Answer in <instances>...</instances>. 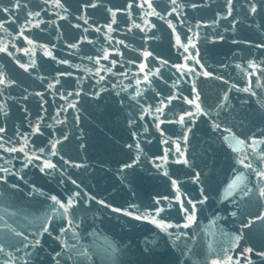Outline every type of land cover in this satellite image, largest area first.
<instances>
[{
  "label": "water",
  "instance_id": "obj_1",
  "mask_svg": "<svg viewBox=\"0 0 264 264\" xmlns=\"http://www.w3.org/2000/svg\"><path fill=\"white\" fill-rule=\"evenodd\" d=\"M0 25V264H264V0H0Z\"/></svg>",
  "mask_w": 264,
  "mask_h": 264
},
{
  "label": "snow or ice",
  "instance_id": "obj_2",
  "mask_svg": "<svg viewBox=\"0 0 264 264\" xmlns=\"http://www.w3.org/2000/svg\"><path fill=\"white\" fill-rule=\"evenodd\" d=\"M146 2H147V0H146ZM172 2L175 4L176 0H172ZM58 6H60V5H58ZM93 6H95V5H93ZM141 6H143V5H141ZM149 7H151L150 4H149ZM250 10H251L252 13H256V12H257V8H256L255 4L252 5V7H251ZM5 11H7V10L5 9ZM169 26L171 27V24H170ZM0 27H3V25H0ZM109 30L111 31V29H109ZM177 40H178V43H179V38H177ZM28 43L31 44L32 41H31V40H28ZM0 51H6V48H0ZM185 51H187V47H185ZM145 55H149V54L146 53ZM106 58H107V57H105V59H106ZM197 62H198V61H197ZM21 67H24V70H25V71L28 70V68H27L26 66H24V65H21ZM249 67H253V65L250 64ZM203 75L207 76L208 73H203ZM8 83H10V82L6 81V80L3 78V73H0V84H4V85L7 86ZM245 90L247 91V89H245ZM196 99H197V100L199 99V96H198V95H197V98H196ZM188 102H189L190 104L195 103V101H193V100H189ZM195 107H196L197 111H200V105H199L198 103H195ZM183 120H184V117L182 116V117L180 118V122L182 123ZM217 127H219V126L217 125ZM38 130H39V129L37 128V131H38ZM2 131H3V129L0 128V132H2ZM239 143L242 144L243 141H240ZM0 147H2V145H0ZM20 150L22 151L23 149H20ZM234 150H235V149H234ZM12 151H16V149H12ZM177 151H179V149H177ZM53 155H55V153H53ZM183 162H184L185 164H187V161H186V160L183 161ZM241 163H243V161H241ZM77 166H78V165H77ZM247 166L250 167V165H247ZM54 167H55V165H53V164H51V163H45V165H44V168H54ZM42 170H43V169H42ZM259 175L261 176V178H264V172H261ZM173 184H175V181H173ZM260 195H261V196H264V189L261 190ZM52 200H53L54 203L60 204V207H61V208H64L66 212H67V210H68L70 207L73 206V200H71V199L67 202V204H62V203H60V201H58V200L56 199V197H54V196L52 197ZM105 206H107V205H105ZM193 207H194V206H193ZM112 210H113V211H119L118 209H115V208H113ZM123 214H124V215H128L129 213L124 212ZM158 214H159V213L157 212V215H158ZM135 218H136V219H141L140 216H137V217H135ZM188 219L191 220L192 217L189 216ZM259 219H264V217H259ZM150 222H152V223H157V226H158V227H161L162 229H163V228H166V227H171V225H164V224L158 223L154 218H153ZM45 230H46V229H45ZM37 243H38V242H37ZM2 251H3V249L0 248V252H2ZM247 251L251 252L252 250H251V249H248ZM261 255H264V253H262ZM237 264H239L238 261H237ZM249 264H251L250 261H249Z\"/></svg>",
  "mask_w": 264,
  "mask_h": 264
}]
</instances>
